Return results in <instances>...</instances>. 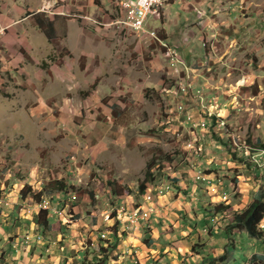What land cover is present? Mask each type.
<instances>
[{
  "label": "rangeland",
  "instance_id": "obj_1",
  "mask_svg": "<svg viewBox=\"0 0 264 264\" xmlns=\"http://www.w3.org/2000/svg\"><path fill=\"white\" fill-rule=\"evenodd\" d=\"M224 1L231 6L224 11L225 15L233 11L232 14L247 19L238 44L220 40L225 38L221 35L222 24L213 21L219 13L208 12L210 23L204 25L205 30L201 28L200 35L218 29L216 40L205 39L213 53L207 52L206 57L202 50L204 42L199 43L198 37L187 38L181 45L171 44L179 53L178 62H170L168 55L162 57L166 69L173 63L179 71L184 70L178 79L170 77L167 71L150 73L147 77L153 82L164 79L163 85L167 87L174 84L170 92L163 86L140 88L145 79V41H141L140 47L135 45L134 51H124L123 45L117 44L114 57L111 56L115 65L105 59L101 63L99 55L79 58L65 48L62 39L66 31L62 18L78 16L77 8L62 9L60 0L44 7L40 5L39 13L43 16L58 13L55 39L48 44L49 49L38 48L45 54L6 56L7 70L0 73V186L6 190L5 198L12 193L6 201H14L11 205L15 204L19 213L17 194L21 195V189L28 186L29 204L34 205L43 198L54 206L49 208H54L50 217L52 229L41 233L57 236L69 232L68 225L73 223H78L79 231H85V223H100V229L94 231L99 237L102 233L106 235L104 239L114 237L113 243L131 237L130 245L126 244L127 251L116 248L112 255L119 259L133 249L129 255H134V260L145 256V232L159 228L163 240L167 234H173V224L155 220L154 216L150 218L153 222H141L136 229L124 230L123 226L128 224L125 211L142 205L149 193L153 199L161 190L185 194L189 205L197 202L198 212L191 211L195 217L199 212L206 215L214 204L226 201L238 210L247 206L255 190L264 186V148L255 144L258 139L264 144V0H212L213 10ZM202 20L201 26L206 19ZM107 41L112 43V40ZM222 46L224 49L232 47L230 53ZM189 67L198 68L200 76L207 73L214 76L213 82L225 85L223 92L215 89L218 92L212 93L209 83L204 85L207 78L193 87L197 76L189 74ZM133 72L137 73L131 75ZM78 73L86 76L80 87H77ZM127 77L134 86L139 85V89L130 86L125 81ZM177 81L190 83L188 93H177ZM79 94L85 99L83 104L77 97ZM90 94L97 98L88 97ZM180 102H183L182 108H179ZM217 117L225 120L221 121L222 126H218L221 123L217 124ZM98 122L106 124V128L111 129L108 133L112 132L117 140H106V135L94 126ZM228 134L232 150L224 142ZM150 163L155 165L149 176L147 165ZM198 174L205 179L196 177ZM180 176L185 181H173ZM56 180L62 181L66 188L58 191ZM143 184L147 185L145 190H142ZM40 191H46L41 199L36 196ZM224 195L229 199L224 200ZM7 208L11 210L10 204ZM108 214L110 218L106 217ZM231 215L228 211L222 213L212 229L225 230ZM20 217L22 220L16 222L28 233L26 221L30 216ZM31 217L30 221H35L34 216ZM145 219L149 220L148 214ZM109 220L113 224L106 226L104 221ZM115 223L114 230L110 231ZM220 231L211 246L219 245ZM201 232L204 242L211 229L205 227ZM9 233L6 235L0 230V247L6 245ZM202 241L188 246L184 261L179 263L165 256V249L174 248V241L167 240L170 247H161L162 256L153 257L152 262L204 264L196 255L203 252L205 258L211 256L207 264L213 261L215 264L263 263L252 259V253L264 254V236L244 239L239 243L242 250L235 249L234 245L227 246L228 250L224 247V253L219 255L223 256L221 259L219 256L212 259ZM149 248H155L153 242ZM97 250L98 246L89 253Z\"/></svg>",
  "mask_w": 264,
  "mask_h": 264
},
{
  "label": "crops",
  "instance_id": "obj_2",
  "mask_svg": "<svg viewBox=\"0 0 264 264\" xmlns=\"http://www.w3.org/2000/svg\"><path fill=\"white\" fill-rule=\"evenodd\" d=\"M56 1L57 0H0V73H4L7 70L6 56L45 54V52H40L38 50L40 46L49 49L48 44H50L51 41L56 37V30L59 23L57 22V19L59 18L57 16L58 13H54L57 14V17L51 15L43 16L41 13H39L41 11L38 7H40V5L44 7ZM60 1L62 4V9H64L63 7L75 6L79 12L77 13L78 16L74 14L72 18H62L64 29H66L62 36L63 43L65 46H67L65 48H67V50H69L73 55H77L79 58L83 57L85 59H90L91 57L99 55V60L101 63H103L102 59H105L109 63L111 61V63L114 64L111 56H113L115 53L117 44H122L124 51H134L135 45L136 47H140L138 45L141 44V41H145V74L143 75L145 79L142 81L140 88L163 86L164 89H167L170 92V89L174 84L168 85L167 87V85H163L164 79L160 78L156 80V82L149 81L147 78L150 76L149 74H158L159 72L164 73L167 71L170 77L178 79L181 76V72H184V70L179 71L180 69L175 64L173 66V63L167 65V69L164 67L165 65L163 64L162 57L163 55L168 54L158 39L148 35L140 36L138 33L131 31V26H109V23H113L119 17H123V11L119 7L118 0ZM225 2L226 1H224L221 6H218L213 10L212 0H162V6L159 13L152 15L149 18L147 28L156 30L160 39L169 45L174 43L181 45L182 40L187 38H192L195 40L196 37H198L199 43L202 44L204 42V47H202V50L203 53L206 54V57H208L207 52L209 55H211L213 51H211L212 48L209 44H205V39L216 40V36L219 34L218 29L216 28L214 31L210 30V32H208L210 35L207 32L200 35V32H202L201 28L205 30V28H207L205 27L206 24L210 23V19L207 17L208 12L219 13V16H217L218 18H216L218 20L214 19L213 21L217 24H222L221 27L223 28V33H221V35L225 38L222 37L220 39L221 41L230 40L233 45L235 43L238 44V39L245 30L244 26L247 19L244 16L240 17L239 15L236 16L232 14L233 11L225 15L226 13L224 11L231 7L228 2ZM28 9L31 11L28 12ZM34 9H36V11H33ZM61 14L65 13L62 12ZM204 18L206 20L201 26L200 22H202V19ZM87 29L89 31H87ZM11 30L13 32H11ZM215 31H217V33ZM103 34H105V37H102ZM135 36L138 39L134 38ZM107 39L112 40V43L107 41ZM171 46L175 48V46ZM212 46L215 47V45ZM163 48L165 49L164 53L162 52ZM198 48L201 50L200 47ZM231 48L232 47L229 46L227 49H223L225 52L230 53ZM86 69H88V67ZM81 70V67H79L78 72ZM188 71L190 72V75H193V77L197 76L193 87H197L199 81H203L202 78H207L208 80L204 82V85L208 86L207 84L209 83V86L211 87L210 91L212 93L218 92L214 91L215 89L222 90L223 92L225 85L222 86L218 82H213V79H215L214 76H209L208 73L204 76H200V73H198L200 70L194 67H189ZM135 73L137 72H133L131 75ZM80 74H77V77H79L77 87L81 86L82 78L84 83L86 80V76L82 73ZM67 78H64L63 82H66ZM131 78L133 77L131 76ZM125 81H127L130 86L133 85L132 79H130V77L125 78ZM133 87L134 89H139V85H133ZM175 89L171 90V92L174 93ZM82 94L84 93L82 92ZM96 96L97 95L95 94H90L88 97L97 98ZM77 97L83 104L84 98L82 99L80 94ZM235 101H238L236 100V97ZM226 102H229V100ZM221 121L225 120L218 117L217 124H220ZM94 126L100 130L101 134L106 135V140L109 138L115 141L117 140L113 138L112 132L110 134L108 133L111 131V129H107L106 124L98 122L94 123ZM181 177L183 176L175 178L173 181H177L178 183H180L179 180L185 181V179L182 180ZM193 187H196V185ZM5 191V188L0 186V204H3L7 199H9V194H12H6L8 197L5 198ZM258 191L259 190H255L253 193V198L256 197ZM149 194L145 196V201L142 203V205L144 207H149L151 205L155 206V213L152 212L150 214V218L154 216L155 220L164 221L166 224H173V234H167L166 239L164 238L163 240L161 238V232L159 228H154L151 232H145V238L152 239L151 241L154 243L155 248H149L145 244V256L144 258L138 260L133 259L134 255H129L134 252L133 249H129L126 255L120 256L119 259L113 260V264H135L136 261H138L140 264H153V257H157L156 259H158L163 254L161 247H170L167 244V240L170 242L174 241V248H169L172 249L173 252L165 249L164 252H167V255L165 256L170 259L173 258L174 262L181 263L184 261L183 254L184 252H187L188 246H192L193 243L202 241L204 239L201 229L205 227H209L211 232L210 236L205 239L204 242H202L205 244L206 251L210 250L212 257H218L220 254H223L224 247L227 250L229 249V247L227 248L226 244L227 236L225 234V230L223 229L221 231L219 230V234L221 235V241L218 243L219 245L214 244V246H211L214 243V240L216 241L215 238L218 236L217 232L219 231L213 230L215 229L213 225L214 222H216L219 217H221L220 215L213 216V214L210 212H207L205 215L199 212L196 213V218L194 215H192L191 211L194 210L193 212H198L199 209L196 207L197 202H195V205H193V203L189 205V203L186 201L187 198L184 196L185 194H177L174 190L168 191L166 193L161 190L160 192L155 193V198L153 201H149ZM26 197L24 198L17 194V198H20L18 202V205H20L19 213L15 208V202L12 200H10V203L14 202V207H10L11 210H9L4 205L0 206V230L6 233V235L9 232H13L9 233L10 235L7 239L8 241L6 245L4 247H0L2 248L0 251V264H83L85 259H87L86 262L92 259L91 254L88 253L98 245V238L100 237L98 234H95L94 231H98L100 229V223L93 225L85 223L87 226L85 231H79V226H77L78 223H73L68 225L70 229L68 230L69 232L65 231L58 233L57 236L53 234L44 235L40 232V230L37 229L35 222L30 221V219L32 218L31 216H35L42 208L47 209V203L45 200H42V198L34 205L29 204ZM223 199L228 200L229 197L224 195ZM225 203H230V201H226ZM192 205L193 207H190ZM137 208L138 207L133 208L132 210H138ZM234 208L236 209L235 205ZM136 210L132 211L131 213H136ZM142 211L143 213L140 214V221H146L145 218L147 217V214L149 216V209H142ZM51 213L53 212H49V218L51 217ZM22 215L26 217L30 216L26 221L28 224V233H25V230L21 229V224L17 223L18 221L22 220L20 219V216ZM125 215V220L128 222L127 211H125ZM106 217L110 218V215L108 214ZM186 219L189 220V222H186ZM75 220H78V218ZM150 221L153 222L151 219ZM104 224H106V226H110L113 223L111 220H109V222L104 221ZM123 228L124 230H127L125 229V226H123ZM137 233H140V230L139 232L137 231ZM102 235L106 237L104 233ZM246 236L251 238L245 231L237 233L236 237L239 238H235V249L241 248L242 250L243 247L242 245L239 247V243L244 241V239L246 240L248 238ZM33 237L37 239L33 240ZM108 238L111 239V242H113L114 237ZM130 239V236L129 238L125 239L120 238L117 249L122 250V252L127 251L126 244L130 245ZM32 240L36 242L32 243ZM92 240V246H94L93 248L89 245ZM241 250L238 251L242 252ZM196 255L199 258H202L200 260L205 261L204 264H207L211 261V256L205 258V254L203 255V252L202 254L200 253ZM252 256V259H259L263 262L264 254L256 251L252 253ZM240 257H243V255ZM234 258L237 259V257ZM262 264H264V262Z\"/></svg>",
  "mask_w": 264,
  "mask_h": 264
},
{
  "label": "trees",
  "instance_id": "obj_3",
  "mask_svg": "<svg viewBox=\"0 0 264 264\" xmlns=\"http://www.w3.org/2000/svg\"><path fill=\"white\" fill-rule=\"evenodd\" d=\"M215 120V118H214ZM218 120V117H217ZM229 136V134H228ZM221 139V136L219 137ZM225 144L229 147V149L232 148V140L229 136L226 141H224ZM256 145L262 146L261 148H264V144L261 143V141L258 139ZM264 150V149H263ZM256 151V150H255ZM155 165V163H150L147 165V173L150 176L151 175V168ZM55 185H58V191H62L66 188L65 184L62 181L56 180ZM28 186H24L20 194L22 197L27 196L26 188ZM147 188V185H142V190H145ZM46 191H40L36 194L37 198L42 197L43 193ZM117 192V191H115ZM230 212L231 218L230 221L225 226V234L227 236V246L234 245L236 241V235L238 232L246 231V233L255 239H261L264 236V231L261 227V221H264V186L261 187V189L258 191L256 197L252 198L250 203L245 206L241 210H237L234 208V205L230 203H217L214 204L213 207H211L210 213L215 215H221L224 212ZM34 222L38 230H51L52 229V222L49 218V212L47 209H41L35 216H34ZM117 223H115L113 226H111L110 231L114 230ZM103 234V233H102ZM98 239V250L97 252H91L92 259L86 262L87 259L83 261V264H113L112 261L116 258L112 255V253L116 250L118 246V242H111V239H104L103 235H101ZM90 240V239H89ZM149 239H145V244L149 247L152 241H147ZM92 242L89 244L92 246ZM197 244V243H196ZM200 246V245H199ZM90 254V253H89ZM223 256H220L218 259H221ZM212 259H216V257H212ZM211 262V261H210ZM213 261L212 263H214ZM264 262V259H263ZM139 264V263H137Z\"/></svg>",
  "mask_w": 264,
  "mask_h": 264
},
{
  "label": "built area",
  "instance_id": "obj_4",
  "mask_svg": "<svg viewBox=\"0 0 264 264\" xmlns=\"http://www.w3.org/2000/svg\"><path fill=\"white\" fill-rule=\"evenodd\" d=\"M118 4L120 9L123 11V17L117 18L113 23H109V26H131V31L138 33L140 36L142 35H148L151 37H154L158 39L163 47H165L167 54L170 58L171 62H178L180 60V56L176 48L172 47L165 41H162L158 35V32L156 30H151L147 28V23L149 18L152 15L158 14L160 11V8L162 6V0H118ZM1 31V30H0ZM177 93H181L182 95L188 93L190 83H184V82H177ZM200 91H198L199 93ZM183 107V102L179 103V108ZM222 126V122L221 125ZM196 177H201L205 179V177L202 174L196 175ZM149 201H153V197L151 194H149ZM10 204V207L12 208L13 205L11 203L5 201L3 204H0V206H6L8 207ZM20 206V205H19ZM53 207L51 204H47V210L54 213V209L50 210L49 208ZM141 209H149V220L148 221H140V211ZM155 206H149L144 207L143 205L138 206V213H131L128 212V224L124 225L125 229H136L140 226L141 222H150V214L154 212ZM261 223H264V221H261ZM264 231V230H263Z\"/></svg>",
  "mask_w": 264,
  "mask_h": 264
},
{
  "label": "bare ground",
  "instance_id": "obj_5",
  "mask_svg": "<svg viewBox=\"0 0 264 264\" xmlns=\"http://www.w3.org/2000/svg\"><path fill=\"white\" fill-rule=\"evenodd\" d=\"M261 227H262V229L264 230V223L261 224ZM25 239H26V237H25Z\"/></svg>",
  "mask_w": 264,
  "mask_h": 264
}]
</instances>
